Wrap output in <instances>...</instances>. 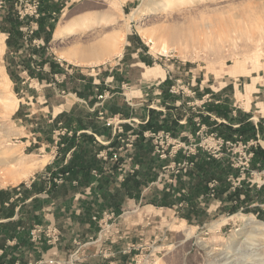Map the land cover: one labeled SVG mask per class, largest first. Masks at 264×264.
I'll list each match as a JSON object with an SVG mask.
<instances>
[{"label":"rangeland","instance_id":"1","mask_svg":"<svg viewBox=\"0 0 264 264\" xmlns=\"http://www.w3.org/2000/svg\"><path fill=\"white\" fill-rule=\"evenodd\" d=\"M44 1L54 13L47 17L48 27H41V13L31 32V25L17 17L19 0H6L0 16L5 42L0 48V184H17L34 171L14 175L42 158L27 154L43 141L42 131L51 129L46 115L57 112L52 107L61 101L58 87L23 83L34 75L17 66L15 51L23 47L24 33L30 40L46 31L44 42L23 45L31 54L52 47L61 57L59 73L67 64L74 66L70 77L59 82L54 75L53 82L64 85V92L58 90L62 101L74 103L77 114L87 107L81 98L88 97L79 96H89L92 88L101 102L151 105L161 111V120L167 117L186 129L179 139L164 130L152 134L154 171L139 187L133 185L136 205L111 201L114 208L91 213L97 226L90 235L83 224L65 228L62 259L72 254L75 264H243L240 242H251L254 255L246 261L264 264V229H252L264 226V0H173L167 9L158 0ZM113 38L116 47L106 48ZM104 45L94 55L104 62L92 64L90 48ZM150 67L161 68L162 75H146ZM87 76L94 83L84 88L79 78ZM238 117L249 119V125H240L232 137L210 125ZM156 121L158 131L163 122ZM28 140L32 145L25 149ZM143 156L146 160L147 151ZM104 216L105 225L99 221ZM249 218L253 224H247ZM116 223L120 238L112 241L107 224ZM75 237L77 243L70 244ZM104 237L111 256L99 251Z\"/></svg>","mask_w":264,"mask_h":264},{"label":"crops","instance_id":"2","mask_svg":"<svg viewBox=\"0 0 264 264\" xmlns=\"http://www.w3.org/2000/svg\"><path fill=\"white\" fill-rule=\"evenodd\" d=\"M41 10L43 16L40 24L43 27L47 26L48 18L54 13L51 9H47L44 0ZM45 32L37 31L33 38L30 37V40L27 38L28 34L26 36L24 33L23 37L26 39L23 44L26 43L25 46L28 48L33 45L34 41L44 42ZM23 44V47H18L15 51L16 57H20L17 66L24 68L25 73L34 74L23 79V83L32 80L34 84L58 87L56 95L61 101L57 106L52 107V109L57 108V112L51 111L46 115L47 121L52 123L48 125L51 129L42 131L45 133L42 137L43 141L39 142L35 152L27 154L28 156L33 153L41 155L42 158L35 162L44 161V163H40L38 168L18 180L17 184L13 181H8L7 185L0 184V264H57L56 262L64 261L61 257V250L67 244L63 233L65 228L72 224L77 227L83 224L87 227V235H90V232L94 231L93 225L97 226L96 222L92 223L89 220L91 213L105 210L107 206L114 208L115 205H112L111 201H119L121 206L129 208L136 205L135 195L131 194L133 185L139 187L141 182L148 180L150 172L154 171V142L156 140L152 134L164 130L179 139L184 137L186 129L184 125H172L164 113L162 114L166 118L163 117L164 119L161 120L159 118L161 111L154 109L151 105L141 103L140 106L139 103L133 102L135 104L130 106L115 99L101 102L98 95L93 93L92 88L89 96L83 94L79 96L88 98L86 100L81 98L87 107L82 114H77L73 109L74 103L69 104L67 101H62V95L58 90L64 92V85L53 82L54 75L58 81L60 80L59 82L65 80L63 77L67 78L68 75L70 77L74 66L68 68L67 64L64 70L61 69L63 73H59L57 60L61 57L52 47L48 46L33 51L31 54ZM11 53L14 54L13 51ZM145 74L148 76L162 75L161 68L150 67ZM79 79L84 82V88L93 82L89 76ZM68 96L77 95L68 92ZM171 108L173 107H168V109ZM102 112L105 113V117H114L115 124L108 126L106 118L102 117ZM65 118L68 120L65 121ZM157 118L159 124L163 122L162 128L158 131L154 126ZM177 118V124H181L182 116H177ZM261 118L263 117H260L258 122L262 121ZM189 119L191 120L192 117ZM248 120L246 117L243 119L238 117L230 123L226 120L220 123L212 121L210 125L221 135L232 137L231 133L233 132L234 136V132L239 131L240 125L245 128ZM119 123L123 127L122 133L117 130ZM59 130L63 131L62 135H58ZM262 131L261 137L264 139V128ZM122 139L127 141L131 139L133 146L127 147ZM176 140L173 141L176 142ZM31 145L32 143L28 140L25 149ZM122 146L124 148L121 151L119 162L106 160L99 156L100 151L118 149ZM262 147L264 148L263 145ZM145 151L148 155L146 160L143 156ZM200 174L202 175L201 172ZM58 175H64L61 184L55 183ZM196 175L198 174L195 173ZM123 190L124 197L127 196L125 199L121 195ZM70 208H74V211L67 213L65 210ZM49 224L61 230L62 240L55 246L47 244L44 240L39 241L32 238V230L35 226ZM128 226L131 225L128 224ZM107 227H110V236L113 237L111 240H118L120 235L116 231L120 230V226L116 223V225L107 224ZM76 237L71 239L70 244L77 243ZM108 238L104 237L99 242V251L105 257L114 254L109 251L111 246L107 244ZM104 242H106L105 246H103ZM93 246L98 250L97 244ZM71 258L72 254L69 256V259ZM114 259L116 258L113 257ZM51 260L55 262L51 263ZM113 260L110 263H113Z\"/></svg>","mask_w":264,"mask_h":264},{"label":"built area","instance_id":"3","mask_svg":"<svg viewBox=\"0 0 264 264\" xmlns=\"http://www.w3.org/2000/svg\"><path fill=\"white\" fill-rule=\"evenodd\" d=\"M42 0H19V5L17 7V17L20 21L23 23L28 22L27 24H30V31L33 32L35 29L38 28V21L36 19L41 16L42 10H41ZM6 9V0H0V16L4 13ZM26 29L29 30V27L26 26ZM103 115V114H102ZM106 123L108 126L115 124L114 117H108L106 119ZM117 130L119 133L123 132L122 124L119 123ZM124 144L127 145V147L133 146L132 140H122ZM124 146L114 149L111 148L109 151H101L99 156L106 160L119 162L121 159V151L123 150ZM251 157V156H250ZM179 166H181V163H178ZM64 175H58L55 178L56 184H61L63 182ZM107 216H104L99 221L104 223V225L107 222ZM103 227V225H102ZM32 238L34 240L39 241H45L47 244L51 246H55L57 243L61 240V232L60 230L52 224L49 225H38L35 226L32 230ZM55 261L51 260V263H54ZM57 264H61V262H56ZM64 264H75V260L73 258L69 259L67 262H64Z\"/></svg>","mask_w":264,"mask_h":264},{"label":"bare ground","instance_id":"4","mask_svg":"<svg viewBox=\"0 0 264 264\" xmlns=\"http://www.w3.org/2000/svg\"><path fill=\"white\" fill-rule=\"evenodd\" d=\"M173 2V0H158L156 3L158 4V6H160L162 9H167L168 7H170L171 3ZM106 41V40H105ZM104 41V42H105ZM3 45H4V41L3 39L0 40V48L2 49L3 48ZM117 45V39L116 38H113V41H110V43L108 45H106V48H108L109 46L110 47H116ZM76 48V47H75ZM105 48V45L102 47V46H96V48H90V55H93V57H90L91 58H95V59H92L90 60V62L93 64V63H100V62H103L105 60V58H103V56H97V57H94L95 54H97L98 51H100L102 49ZM106 50V49H105ZM164 50V49H163ZM118 53V52H117ZM114 54V53H113ZM103 55V54H102ZM13 103V102H12ZM15 104H14V108H15ZM13 109V108H12ZM12 154V153H11ZM42 163V162H41ZM40 162L38 163H34L32 164L31 167H29L28 169H23V170H20V171H17L14 175H20V176H23L29 172H31L32 170H35L36 168H38L40 166ZM247 220V219H246ZM247 224H253V221L252 219L249 218V220H247ZM257 224V223H256ZM262 226V225H261ZM252 229L254 230H257V229H264V226L263 228L259 227V226H252ZM261 231V230H260ZM253 230H251V234H252ZM244 241V240H243ZM247 241V240H246ZM251 242H245L244 244L240 242V245H239V249H241V253H242V256L239 260V262H243V264H251L250 262L246 261L248 258L251 257L252 259V256L254 255L251 251ZM262 259H259V260H255L257 261L258 263L260 262V264H262V262L260 261ZM253 261V260H252ZM263 261V260H262Z\"/></svg>","mask_w":264,"mask_h":264}]
</instances>
